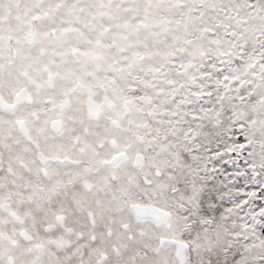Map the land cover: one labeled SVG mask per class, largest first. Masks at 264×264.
<instances>
[{"label": "snow or ice", "instance_id": "6c2138e0", "mask_svg": "<svg viewBox=\"0 0 264 264\" xmlns=\"http://www.w3.org/2000/svg\"><path fill=\"white\" fill-rule=\"evenodd\" d=\"M0 264H264V0H0Z\"/></svg>", "mask_w": 264, "mask_h": 264}]
</instances>
